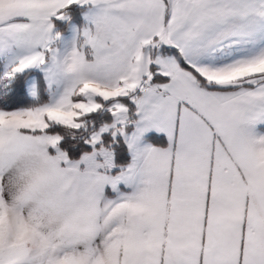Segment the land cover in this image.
I'll return each instance as SVG.
<instances>
[{
    "label": "snow or ice",
    "instance_id": "obj_1",
    "mask_svg": "<svg viewBox=\"0 0 264 264\" xmlns=\"http://www.w3.org/2000/svg\"><path fill=\"white\" fill-rule=\"evenodd\" d=\"M0 264H264V0H0Z\"/></svg>",
    "mask_w": 264,
    "mask_h": 264
}]
</instances>
